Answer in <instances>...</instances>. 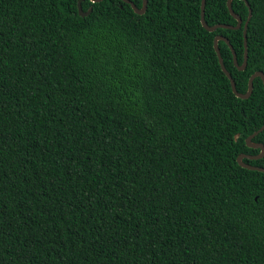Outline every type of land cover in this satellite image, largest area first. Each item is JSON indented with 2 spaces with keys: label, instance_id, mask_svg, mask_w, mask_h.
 <instances>
[{
  "label": "trees",
  "instance_id": "16d2710c",
  "mask_svg": "<svg viewBox=\"0 0 264 264\" xmlns=\"http://www.w3.org/2000/svg\"><path fill=\"white\" fill-rule=\"evenodd\" d=\"M77 3L0 0V264H264V86L213 46L242 63L245 1Z\"/></svg>",
  "mask_w": 264,
  "mask_h": 264
},
{
  "label": "water",
  "instance_id": "95a60500",
  "mask_svg": "<svg viewBox=\"0 0 264 264\" xmlns=\"http://www.w3.org/2000/svg\"><path fill=\"white\" fill-rule=\"evenodd\" d=\"M90 1L91 2H98V1H101V0H90ZM122 1L130 4L131 7H132V9L136 13L143 14L145 12V10H146L147 1L148 0H142L141 7H137L131 0H122ZM244 1H245L246 5L248 7V16H247V19L243 23V44H244V52H243V61H242V63L241 64H238L237 58H236V53L233 50L232 45L229 43L228 39L225 36L220 35V34H217V35L214 36V39H213V46H214V49L216 51V54H217V57H218V61H219L220 67H221L222 71L224 72V74L229 79L230 85H231V89H232L233 93L237 97H240L242 99L248 98L251 95L252 89H253V79L255 77H260L262 79L263 86H264V73L262 71H260V70H257L254 73H252L250 75L249 79H248V86H247L246 92H244V93L238 92L237 89H236L235 81H234L231 73L226 69V67H225V65L223 63V60H222V57H221V54H220V51H219V47H218V41L219 40H223V41H225L228 44L229 48L232 51L233 62L235 64V66L238 69L243 70L246 67V62H247V34H246V30H247L248 22H249L250 17H251V8L249 6V3H248L247 0H244ZM231 3H232V0H227L226 1V4H227V7H228L229 12L236 19V24L235 25L223 24V23H217V24H214V25H208L206 23L205 19H204L205 0H201L200 21H201L202 26L206 30H208V31H214L216 28H220V27L221 28H231V29H238V28H240L242 26V19H241V17L238 14H236L233 11ZM77 8H78V12H79V14L81 16H85V15H87L91 11V7H89L86 11L83 10L82 4H81V0H78ZM263 129H264V124L261 127H259L256 131H254L252 134L248 135L245 138V142H246V144L249 147L258 148L260 150H259V153L253 154V155L252 154H245V153L238 154L236 160H237V163L239 165H241L242 167H245V168L251 169V170H258V171L264 172V167L256 166V165H251V164L246 163V162L243 161V158L258 159V158H260V157H262L264 155V144L263 143H260V142H254V141H252L253 137L255 135H257Z\"/></svg>",
  "mask_w": 264,
  "mask_h": 264
}]
</instances>
